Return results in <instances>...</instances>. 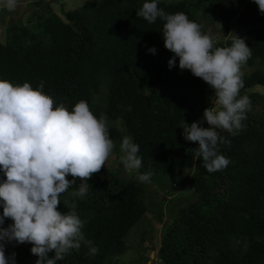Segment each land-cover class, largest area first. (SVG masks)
I'll list each match as a JSON object with an SVG mask.
<instances>
[{
    "label": "trees",
    "instance_id": "1",
    "mask_svg": "<svg viewBox=\"0 0 264 264\" xmlns=\"http://www.w3.org/2000/svg\"><path fill=\"white\" fill-rule=\"evenodd\" d=\"M144 2L91 0L70 10L62 5L60 14L51 2L34 0L26 17L0 20L5 35L0 38V79L13 85L29 82L33 88L43 81V91L69 110L86 100L97 117L107 116L115 144L105 166L88 181L87 196L75 201L86 221L82 232L99 251L88 255V246L81 244L57 264L145 263L152 244L144 246L150 236L143 229L151 211L155 220H168L153 245L158 264H264V14L255 0H158L167 13L184 12L201 25L206 20L219 24L218 46H230L236 22L237 35L251 47L240 90L251 108L237 135L217 130L231 141L218 143V152L230 163L208 172L196 155L198 142L186 140L182 126L201 121L206 108L219 107L216 97L201 78L180 70L178 57L169 68L173 53L164 45V21L148 23L136 15ZM153 46L155 54L148 51ZM202 126L210 127L206 120ZM125 136L139 145V172L151 171L149 183H157L169 197L167 214L166 200L156 198L152 186L138 180L136 172L123 174ZM115 158L119 166L112 167ZM80 183L77 179L61 196L59 211L69 210L63 202H72L70 194ZM11 223L6 219L3 227ZM141 225L142 231L136 230ZM140 244L145 252L125 256ZM31 247L11 242L5 254L14 252L15 264H35Z\"/></svg>",
    "mask_w": 264,
    "mask_h": 264
},
{
    "label": "clouds",
    "instance_id": "2",
    "mask_svg": "<svg viewBox=\"0 0 264 264\" xmlns=\"http://www.w3.org/2000/svg\"><path fill=\"white\" fill-rule=\"evenodd\" d=\"M255 3L264 13V0ZM0 6L14 11L17 0H0ZM136 15L148 23L157 18L164 21V45L173 53L169 68L178 57L180 70H190L214 93L219 107L206 108L201 121L185 122L182 134L186 140L198 142L196 155L202 157L208 172L222 171L230 160L218 152V143L230 145L231 141L217 130L235 136L244 127L251 100L240 95L242 66L252 55L251 47L237 34L231 36L230 46H218L211 30L205 32L184 12L167 13L158 0H145ZM148 51L155 54V46ZM43 88V81L33 88L29 82L13 85L0 79V170L6 177L0 181V264H15L16 254H5L6 244L11 242L30 243L31 253L38 257L35 264H57L81 244L88 246V255L99 251L82 232L86 221L78 215L75 201L87 196L88 181L113 153L107 116L101 113L97 117L83 99L69 110ZM203 120L210 127H203ZM120 149L124 168L136 172L141 182H150L151 171L139 172L142 158L131 136L122 138ZM77 179L81 183L70 194L72 202H63L69 210L59 211L61 196ZM6 219L12 223L3 227ZM50 252H54L51 258Z\"/></svg>",
    "mask_w": 264,
    "mask_h": 264
},
{
    "label": "rangeland",
    "instance_id": "3",
    "mask_svg": "<svg viewBox=\"0 0 264 264\" xmlns=\"http://www.w3.org/2000/svg\"><path fill=\"white\" fill-rule=\"evenodd\" d=\"M34 0H17V7L14 11H8L6 9V13L5 14H2L3 10H4V7L0 6V20L2 19H7V20H19L23 17H26L27 13L29 11L32 10V6L30 5L31 2H33ZM45 2H51L53 5H54V8L55 10L62 14V10H61V6L64 5V8L66 10H70V9H75L81 5H83L84 3L88 2V1H91V0H44ZM264 14V13H263ZM3 26L4 24H1L0 23V38H2L4 40V32H3ZM205 29V32L211 30V32L218 38L220 37V31H221V28H220V25L219 24H214L213 22L211 21H205V23L202 25ZM262 28L264 29V24H261ZM239 33V27H238V24L236 22L233 23V27H232V31H231V35H235V34H238ZM244 69L246 70H249V67H247L245 65ZM259 89H261L259 87ZM261 90H264V89H261ZM119 161L117 158H115L114 160L111 161L110 163V166H115L116 164L119 166ZM123 174L125 176H128V171L126 169H124V172ZM147 186H152L149 188L150 192L154 193V195L156 196V198H162L164 200H166V204L164 205V211L165 213L167 214L168 212V202H169V197H163V195L161 194L163 189H158L156 188V184L157 183H149V182H144ZM159 187V186H158ZM189 187V184L188 186H186L185 188H187V190ZM154 188L156 189L157 192H159V194H157L154 190ZM184 188V187H183ZM176 189V188H175ZM189 198V197H188ZM174 202H176L177 200H173ZM185 202V201H184ZM156 219V218H155ZM154 219V213L151 211L149 212V214L147 215V219L144 221V231L147 229L148 230V234H149V238L148 236L146 237L147 241L144 243V246H149L152 244L151 246V249L148 247L147 248V252H146V255L149 256V260L145 261L144 262H140L139 264H158V262H156V256H157V246L153 247V245H157L158 241H159V238L161 237V234H162V231L164 230V226H165V222H167V218L165 216L164 220H161V221H158V220H155ZM152 223V224H151ZM142 226L141 225L140 227H137L136 230H140L142 231ZM133 237H136L134 236L133 234ZM152 239V240H150ZM130 241L128 240V243ZM131 244V243H130ZM130 246V245H129ZM155 248V249H154ZM135 249V250H134ZM142 252H145L144 249L142 248V245L140 244L139 247L136 246L135 248H129L127 253L125 254L126 257L130 258L131 256L134 255V253L136 254H141ZM145 254V253H144Z\"/></svg>",
    "mask_w": 264,
    "mask_h": 264
}]
</instances>
